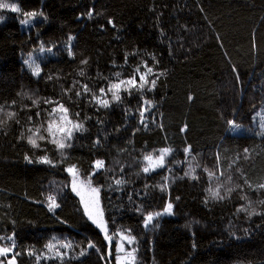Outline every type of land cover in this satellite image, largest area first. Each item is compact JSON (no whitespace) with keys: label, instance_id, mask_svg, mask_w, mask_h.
<instances>
[{"label":"trees","instance_id":"trees-1","mask_svg":"<svg viewBox=\"0 0 264 264\" xmlns=\"http://www.w3.org/2000/svg\"><path fill=\"white\" fill-rule=\"evenodd\" d=\"M3 2L20 9L0 8V246L14 235L16 263L37 264L28 251L51 256L53 244L63 264H118L116 243L73 192L74 166L100 189L108 236L134 238L135 264H264V215H249L264 213V190H254L264 183V0ZM29 12L35 21L24 26ZM39 51L34 75L26 61ZM145 64L155 87L129 94L121 85V100H112L110 82H139L135 69L146 73ZM57 104L68 112L55 113L54 132L62 115L83 124L64 149L45 131ZM37 129L46 139L33 147L27 138ZM165 148L164 166L144 172L145 157ZM44 156L52 165L39 162ZM219 185L223 200L208 191ZM50 195L59 205L52 211Z\"/></svg>","mask_w":264,"mask_h":264},{"label":"snow or ice","instance_id":"snow-or-ice-1","mask_svg":"<svg viewBox=\"0 0 264 264\" xmlns=\"http://www.w3.org/2000/svg\"><path fill=\"white\" fill-rule=\"evenodd\" d=\"M0 8H2V9H10L12 12H20V9L17 7V5L15 3L9 4V3L3 2V0H0ZM24 15L27 16V17H35L37 15V13L36 12H29V13H24ZM89 17L91 18V13H89ZM0 19H2V17H0ZM22 23L28 24L29 21H28V19H24L22 21ZM109 23H111V21H109ZM83 63L86 64L87 61L85 60V61H83ZM144 67L147 69L146 73H141L139 68L135 69L136 73L139 74V82H137V77L136 76H131V77H129L128 80H119L118 79L117 82H110V86L108 88V93H111L112 100L117 101V102L121 100V96H120L121 85H128L129 86V87L124 89L125 91L129 92V94H131V92H130L131 88H135L137 91H143L146 85L150 86L149 90H151L152 88L155 87V83H156L155 80L149 81L148 79H146L147 74L152 73L153 69L151 67H148L147 64H145ZM34 72L37 75H39V72H40L39 66H36L34 68ZM80 75H84V73L81 72ZM115 75H116L117 78L120 77V73L119 72H117ZM82 90L85 93H90L91 92V90L88 88L87 85H83L82 86ZM99 91H100L101 94L107 95V93H105V89L104 88H101ZM76 95L79 96L80 92H77ZM92 96H93V99H95L96 102L98 104H101L103 107H108L109 106V101L107 99H101L100 96H97L95 93H92ZM34 103H39V102L38 101H34ZM45 103H53V102L52 101H45ZM145 103L148 104V103H150V101H145ZM0 111H2V109H0ZM57 111H60V112H62L64 114H66L68 112V109L65 108L63 104H57V107L54 108L50 112V115L53 116V120L49 121L48 127H47V129H45V131H47L48 134H49V137H51L49 142L55 144L58 149H64L66 147H71V144L67 143V141H69L71 139L73 129L83 130V124L82 123H74L71 120H69L66 115H62L61 117H59V119L60 120H66L67 123L71 125V127H60V126H57L56 132H54L53 131V124H54L55 120L57 119L55 117V113ZM7 115H8V119L11 120V119H13L15 117L16 114L15 113H8ZM77 115H79V114L77 113ZM141 115H143V113H141ZM18 122L19 121H17V123ZM56 133L60 134V138L59 139H57ZM37 137L40 140H45L46 139L45 136L40 135L39 129H37L33 136H29L27 138L28 139V143L31 144L33 147H39V144L37 143ZM185 151L186 152H190V147L186 148ZM245 151L247 152V150H245ZM170 152H171V149H168V148H165V149L161 150V154H160V156L158 157V160H157L158 166H160V167L164 166L163 162H164L165 155L169 154ZM145 160H147V161H149L151 163L153 161V157L150 156V155L146 156ZM31 162H32L31 159H29V163H31ZM39 162L40 163H46V164H49V165H52V163H53L51 160L48 159L47 156L41 157L39 159ZM103 166H104V162L103 161H96V163H95V167L96 168H102ZM149 170H150L149 167H145L143 169V171L146 172V173ZM152 170H155V168L153 167ZM68 171L73 176V180H72L73 191H76L77 194L81 196V201H82V203L84 205V213H85V215L88 216V218L92 221L93 224H95L98 228H101V230L104 231L106 239L111 240V237L108 236L107 228H106V226L104 224V221H103V213H102V211L100 210V207H99V193H100V189L98 187H92L91 186V176H89L87 178V186H88V191L90 193V196H89V198L87 200H85L83 194L80 191H78V189H77V184L78 183L81 186H83L85 182L83 180H80V178H79V176L77 174V171L75 170L74 166L73 167H69ZM205 171H208V170L206 169ZM221 175H223V173H221ZM208 176L209 177H214V176H216V173L212 172V171H208ZM195 178L196 177L193 176V179H195ZM228 182L231 183V177L228 178ZM245 182L247 183V181H245ZM115 183L117 185H120V184L123 183V181L116 180ZM223 186L224 185H219V186H217V188L215 190H213L212 188L208 189V191L211 194L213 199H219V200L225 199V196L221 195V192H220V187H223ZM248 186L252 187L251 184H249ZM254 190H264V183H261V184L257 185ZM226 191L228 193H231L233 191V189L231 187H228L226 189ZM243 199L248 200V197L245 195L243 197ZM47 200H48V206H49V210L50 211H52L54 208L59 207V205L56 203V199H55L54 196L50 195L47 198ZM260 203L264 204V201H261ZM172 207H173L172 204L169 203L167 205V208L165 209V212H167V214L171 215L172 214V212H171ZM239 211L248 212L249 209L248 208H241V209H239ZM154 215L155 216H159V215H161V213H155ZM249 215H264V213H258L255 209H251V211L249 212ZM153 218H154L153 214H149V215L146 216V218H145V227H147L148 224L153 221ZM2 239H4V238L0 237V240H2ZM8 239L12 241L10 246H7V247L0 246V257L3 258V259H0V264H16V258H17V256L20 255L19 252H16L14 255L10 256V253H13V250L16 248V244H15L14 235L13 236H9ZM124 239L128 240L129 243H132V241L134 240L133 237H129V236H125ZM46 247H47L49 253H53L51 256L46 255V256L41 257L40 255H37L33 251H28L27 254L29 256H35V258L37 260V264H39V261L42 258L43 259H53V258H55V259L60 260L61 264H63V257H64L65 254L61 253L59 250H56L55 252H53V249L55 248V245H53V244H48ZM61 247L69 248L70 245L69 244H64V245H61ZM88 247L89 248H94L95 245L89 244ZM97 251H99V249H97ZM117 251L120 252V251H125V250L123 249V246L121 245V246H119L117 248ZM134 252H135V249H133L132 251H126V255H125V257H123V259L128 260L129 264H134V261H135ZM85 254H86L85 251L81 250L80 255L83 256ZM109 255H110V253H109ZM120 259H122V258L120 256H117L118 264H119Z\"/></svg>","mask_w":264,"mask_h":264},{"label":"rangeland","instance_id":"rangeland-1","mask_svg":"<svg viewBox=\"0 0 264 264\" xmlns=\"http://www.w3.org/2000/svg\"><path fill=\"white\" fill-rule=\"evenodd\" d=\"M28 21H29V23L26 24V25H24V26H31V25L34 23L35 18H34V17H33V18H30ZM35 52H36V51H35ZM35 52H33L32 55L29 57V60L26 61V65L32 69V72H33L34 75H37V74L34 72V68H35L36 66L39 65V69H40V59L38 60V63H37V59H38V57L40 58V57H43L44 55H43V52H40V51L37 52V53H35ZM66 123H67V122H64L60 127H66ZM58 135H59L58 138H60V134H59V133H58ZM160 154H161V153H160ZM160 154H159L157 157H153V161H152L151 163L148 161L149 168L152 169V168L154 167V168L156 169L157 167H160V166H158V164H157V160H158V157L160 156ZM167 157H168V154L165 155V158H167ZM165 158H164V161H165ZM163 163H164V162H163ZM68 172H69V171H68ZM69 174L71 175V185H72L73 176H72L71 173H69ZM77 174H78L80 180H83L82 177L79 175L78 172H77ZM92 187H93V186H92ZM72 189H73V188H72ZM77 189H78V191H80V192L83 194L85 200H87V199L89 198L90 193H89V191H88L87 182H85L83 186H81V185L78 183V184H77ZM73 192H74L75 195L78 196L79 199L81 200V196L78 195L76 191H73ZM81 203H82V201H81ZM82 205H83V203H82ZM83 207H84V205H83ZM99 207H100V210L102 211L101 203H100V196H99ZM102 213H103V212H102ZM162 214L165 215V214H167V212H163ZM153 216H154L153 221H152L151 223H149L147 227H149V226L154 222L155 218L158 217V216H155L154 214H153ZM103 221H104V224H105L104 215H103ZM105 226H106V224H105ZM109 236H110V235H109ZM110 237H111V240H108V239H107V241H109L110 244H112V243H116V251H117V248H118L119 246H121V245L123 246V249L125 250V251H120V252L117 251V255L120 256V257L122 258V259H120L119 264H129V261L126 260V259H123V257H125V255H126V251H132V250L134 249V242L132 241V243H129L128 240L124 239L125 236H123V235H122V236H121V235H118V236H110ZM134 256H135V254H134ZM135 263H136V257H135L134 264H135ZM16 264H17V263H16Z\"/></svg>","mask_w":264,"mask_h":264},{"label":"built area","instance_id":"built-area-1","mask_svg":"<svg viewBox=\"0 0 264 264\" xmlns=\"http://www.w3.org/2000/svg\"><path fill=\"white\" fill-rule=\"evenodd\" d=\"M1 237H3L4 239H5V237L2 235ZM11 243H12V241L11 240H8V245L10 246L11 245ZM15 244H16V247H18V242L15 240Z\"/></svg>","mask_w":264,"mask_h":264},{"label":"water","instance_id":"water-1","mask_svg":"<svg viewBox=\"0 0 264 264\" xmlns=\"http://www.w3.org/2000/svg\"><path fill=\"white\" fill-rule=\"evenodd\" d=\"M101 229V228H100ZM102 231V230H101ZM102 233H104V231H102ZM108 243L110 244V242L108 241Z\"/></svg>","mask_w":264,"mask_h":264}]
</instances>
